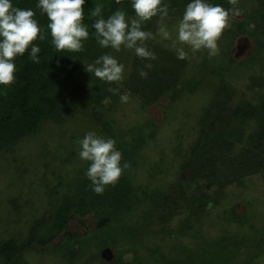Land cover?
Masks as SVG:
<instances>
[{
    "label": "rangeland",
    "instance_id": "374dc122",
    "mask_svg": "<svg viewBox=\"0 0 264 264\" xmlns=\"http://www.w3.org/2000/svg\"><path fill=\"white\" fill-rule=\"evenodd\" d=\"M190 2L177 0L169 11L173 37ZM207 2L232 7L229 0ZM238 6L242 15L212 58L185 47L189 58L178 59L171 41L156 35L157 22H146L155 60L109 48L103 55L125 65L122 84L85 70L60 89L54 117L0 149V264L9 241L20 249L13 264H264V32L248 27L262 16L253 19L264 0ZM125 92L130 100L121 103ZM216 95L225 107L203 123ZM89 131L114 139L122 164H130L102 195L92 185L82 189L89 162L79 158L78 140ZM221 134V144L201 149ZM205 161L212 187L200 173ZM120 184L133 199L116 209L106 197ZM66 201L71 209L61 230L58 210Z\"/></svg>",
    "mask_w": 264,
    "mask_h": 264
},
{
    "label": "clouds",
    "instance_id": "9594fccd",
    "mask_svg": "<svg viewBox=\"0 0 264 264\" xmlns=\"http://www.w3.org/2000/svg\"><path fill=\"white\" fill-rule=\"evenodd\" d=\"M238 2L229 0L232 7L226 9L207 0H191L175 26L174 37L165 22L169 16V4L162 0H132L135 17L130 20L122 9L104 18L102 5L97 4L91 12V16L96 18L92 27L100 47L111 48L116 52L122 48L134 50L143 60H155L156 54L146 45V41L155 39V36L151 31L142 30V26L158 17L156 35L171 41L178 59L189 58L185 47L192 54L206 50L209 58H212L219 54L218 41L224 31L232 27L233 18L242 15ZM116 3L120 4L121 0H116ZM84 5L85 0H39L36 5L41 14L47 16V29L50 30L51 42L57 52L66 50L78 53L84 50L83 41L89 38L88 27L83 23ZM35 16L31 8L14 6L11 0H0V85L4 87H10L15 82L14 61L18 55H24L30 46L31 60L40 62V48L33 45V41L38 38L44 40L46 36ZM248 27L254 30L255 24L250 23ZM85 67L95 78L109 84H122L125 78V65L110 54L101 55ZM152 67L151 63L145 64L139 75L146 78L148 73L144 69ZM108 91L119 93V88H109ZM130 96V92L120 95L121 103H128ZM78 144L79 158L89 162L86 175L98 195H102L107 186H115L124 170L130 167L128 162L122 164V153L112 138L89 131L78 140Z\"/></svg>",
    "mask_w": 264,
    "mask_h": 264
},
{
    "label": "trees",
    "instance_id": "16d2710c",
    "mask_svg": "<svg viewBox=\"0 0 264 264\" xmlns=\"http://www.w3.org/2000/svg\"><path fill=\"white\" fill-rule=\"evenodd\" d=\"M11 2L17 7L31 8L36 13L35 18L38 20L46 38L44 40L38 38L33 41V45L40 48L38 53L40 62L34 63L31 60L30 46L24 55H18L14 61L16 65L15 82L10 87L0 85V149L12 145L20 137L33 132L39 122L54 117L59 110L61 99L64 98L63 94L61 98L60 89L66 87L73 79L85 73V61L87 59L95 62L109 49L100 47L95 39V29L92 24L96 18L91 16L94 7L97 4L102 5L104 18L113 14L117 9L124 10L127 16L134 13L131 7L132 0H121L120 4H117L116 0H85L83 23L88 27L89 38L83 41L84 50L78 53L66 50L57 52L51 42L50 30L47 29L49 22L47 16L46 14H41L40 9L36 7L39 0H11ZM162 2L169 4L170 11L177 0H162ZM258 14H262V16L258 18L257 23H254L255 30L264 32V6L260 8L253 19H256ZM157 20L158 17H154L148 22L155 23ZM145 25L147 27L150 26L148 23H145ZM140 82L138 81L137 84ZM160 82L162 83L163 79H160ZM219 99L218 95H216L202 118L203 123L209 121L212 110L224 109L225 104L220 102ZM154 100L156 98H151V101ZM224 139L223 134L213 137L210 135L208 139L210 143L201 149L207 151L211 149V144L212 146L221 144ZM205 162L208 166L201 165L200 173L207 172L204 177L207 179V186L212 187L214 183L212 173H210L212 169L209 166L210 162ZM244 162L242 161L241 163ZM91 185L92 182L87 178L82 185V189ZM115 189L116 191L114 190L110 193L109 199L108 196L106 197V201L110 200L111 204L116 206V209L126 207L128 202L133 199V191L125 184H120ZM79 201L85 206L83 200ZM200 203L201 206H206L207 196H203ZM70 209L71 206L67 201L59 207L58 217L62 222V225L59 226L61 230L67 223V215ZM1 252L6 264H13V261L19 258L20 249L14 241H9L1 247Z\"/></svg>",
    "mask_w": 264,
    "mask_h": 264
}]
</instances>
